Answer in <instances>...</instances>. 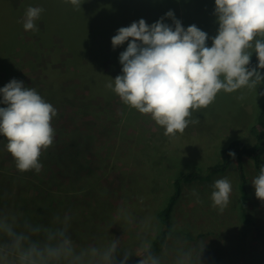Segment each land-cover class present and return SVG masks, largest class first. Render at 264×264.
<instances>
[{"label":"rangeland","instance_id":"374dc122","mask_svg":"<svg viewBox=\"0 0 264 264\" xmlns=\"http://www.w3.org/2000/svg\"><path fill=\"white\" fill-rule=\"evenodd\" d=\"M1 1L0 47L6 37L12 38L11 31L15 41L3 57L0 87L12 78L21 80L56 108L57 115L50 121L53 142L38 158L39 172L17 170L4 147L6 141L0 140V207L38 223L68 214L70 234L78 245L127 237L120 247L135 252L140 237L152 244L158 235V212L173 193V181L180 173L206 172L222 163L223 148L235 139L248 146L256 144L253 125L264 97L263 80L252 88L219 91L207 107L192 112L188 119L196 122L175 136L165 135L150 114L124 105L105 87L120 74L118 56L127 46V41L115 49L111 45L119 27L140 18L151 24L172 10L184 27L195 24L214 36L218 28L214 0H107L102 4L106 12L96 0L94 16L88 10L83 14L89 24L84 28L78 5L62 0H10L16 7L14 14ZM28 6L43 8L35 31L22 26ZM165 22L171 24L170 19ZM207 44L211 46V41ZM98 60L108 69L95 76L83 75L79 67L90 65L95 74ZM106 71H111L110 78L103 75ZM244 163L249 221L239 202L235 166L208 181L184 182L173 230L165 244H152L158 253L168 249L164 264H172L174 247L191 249L196 264L199 254L200 264H264V202L255 197L250 183L259 169L251 158ZM220 178H227L232 187L222 212L210 199L211 185ZM138 260L132 254L128 264Z\"/></svg>","mask_w":264,"mask_h":264},{"label":"clouds","instance_id":"9594fccd","mask_svg":"<svg viewBox=\"0 0 264 264\" xmlns=\"http://www.w3.org/2000/svg\"><path fill=\"white\" fill-rule=\"evenodd\" d=\"M62 2L81 7L80 0ZM42 12L39 6H28L23 29L35 31ZM213 14L218 24L214 36L195 24L184 27L172 10L151 24L140 18L119 27L111 45L115 49L127 41V46L118 56L120 74L105 87L124 105L150 114L165 135L175 136L196 122L188 119L192 112L207 107L219 91L257 86L264 80L259 71L264 69V39L254 38L264 37V0H214ZM253 53L257 64L250 67ZM0 105H4L0 106V137L5 138L0 140L6 141L4 147L17 170L39 172L41 151L53 142L50 121L57 109L16 78L0 87ZM229 156L235 153L230 151ZM250 183L255 197L264 202V165ZM211 187L212 206L222 212L229 203L231 183L220 178ZM192 194L198 197L195 189ZM71 219L65 214L38 223L0 207V264H128L132 254L139 257L137 264H164L168 249L158 253L144 237L135 252L122 249L117 238L78 245L70 234ZM172 253V264H196L189 248L174 247Z\"/></svg>","mask_w":264,"mask_h":264},{"label":"trees","instance_id":"16d2710c","mask_svg":"<svg viewBox=\"0 0 264 264\" xmlns=\"http://www.w3.org/2000/svg\"><path fill=\"white\" fill-rule=\"evenodd\" d=\"M100 5L99 8L106 12L105 7H103L102 4L105 6V2L107 0H99ZM0 2H2L0 0ZM5 7H9L13 10V13L15 14L14 8L10 3V0H3ZM81 7H78V15H79V21L82 23L83 28L88 23L85 22L83 18V14L85 10H88L92 16H94V6L98 4L96 0H80ZM2 3H0V6ZM2 7V6H1ZM97 20L96 18H94ZM92 31V30H91ZM95 33L92 34V38L95 37ZM12 38L6 37L4 39V43L1 44L0 47V70L2 66L4 65V58L5 54L7 53V50L10 46H14L13 41H15L14 38V31H11ZM95 61V59H94ZM94 63V62H93ZM257 64V56L255 53L252 54V57L249 62L250 67H255ZM79 67V69L83 68L84 71H82L84 74H92V76L97 75L99 71H104L105 69H108L105 66H102L100 63V60L96 63L97 72L94 74V71L92 73L90 72V65H86ZM264 76V69L259 70ZM111 72V71H110ZM107 73V71L103 74L106 79L110 78L111 73ZM1 74V73H0ZM1 79V78H0ZM264 83V80H263ZM253 132L256 135L257 142L253 146H248L246 143L239 139L233 140L228 146L223 148L221 154H222V163L214 164L204 172L203 170L198 171H190V172H182L180 173L173 181V193L167 198V201L165 202L164 206L160 209L158 212V219L160 220V230L156 238H154L152 244L155 247L162 246L167 241L169 233L173 230V224H174V212L176 209V206L179 202V199L181 198L182 191H183V183H192L194 181H208L211 179V177L216 173H225L231 166H235L237 168V173L239 172V189H240V198L239 202H241V207L243 210V214L248 218L249 221V215L247 214V210L245 208L248 205V199L250 197L249 188L247 186L248 184V175L246 172V167L244 163L245 158H251L255 164V166L259 169L261 165H264V97H261V106L259 109V112L256 116L255 124L253 125ZM234 152L235 156H229V152ZM128 238L124 237L120 240V242H127Z\"/></svg>","mask_w":264,"mask_h":264}]
</instances>
